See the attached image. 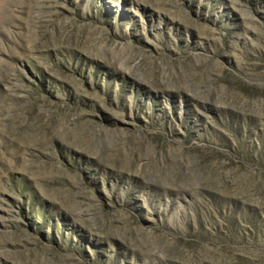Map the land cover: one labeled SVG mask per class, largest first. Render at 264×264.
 I'll list each match as a JSON object with an SVG mask.
<instances>
[{
    "label": "rangeland",
    "instance_id": "rangeland-1",
    "mask_svg": "<svg viewBox=\"0 0 264 264\" xmlns=\"http://www.w3.org/2000/svg\"><path fill=\"white\" fill-rule=\"evenodd\" d=\"M0 264H264V0H0Z\"/></svg>",
    "mask_w": 264,
    "mask_h": 264
}]
</instances>
